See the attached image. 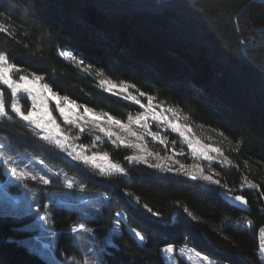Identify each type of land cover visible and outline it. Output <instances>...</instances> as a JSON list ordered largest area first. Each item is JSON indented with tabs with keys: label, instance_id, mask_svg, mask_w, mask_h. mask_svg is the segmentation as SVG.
<instances>
[{
	"label": "trees",
	"instance_id": "obj_1",
	"mask_svg": "<svg viewBox=\"0 0 264 264\" xmlns=\"http://www.w3.org/2000/svg\"><path fill=\"white\" fill-rule=\"evenodd\" d=\"M7 14L11 15L15 39L0 34V50L7 51L10 59L27 71L44 74L55 69L56 78L50 76L48 82L58 85L54 91L61 96L126 120L142 108L108 93L99 80L128 81L182 111L196 132L202 127L216 132L213 143L233 161L218 166L216 178L249 201V209L243 210L223 196L219 186L129 163L125 157L134 153L133 148L114 145L106 138L98 143V149L109 153L128 174L100 176L39 141L26 122L14 115L12 120L4 118L0 142L8 150L43 157L47 164L87 184L88 193L71 190L84 200L94 194H109L111 202L103 204L102 215L86 219L100 239L111 230L115 211L127 214L114 244L107 246L106 264H168L163 248L183 243L223 264H264L259 254L264 197L258 190L239 188L246 175L264 190V0H0V18ZM23 44L30 47L25 49ZM38 49L44 60L28 55ZM61 50L83 59L84 66L59 56ZM87 65H92L91 69ZM4 94L10 103L9 92ZM241 139L244 142L237 152ZM91 140L87 132L80 136L83 143ZM21 187L22 183L9 185L15 191ZM128 192L140 197V205L146 203L161 215L148 213ZM52 195L40 202L42 209L54 216L52 222H44L50 234L57 233L49 236L53 253L62 258V252L80 256L69 227L82 214L66 206L59 193ZM177 201L200 220L177 210ZM23 210L19 213L6 202L0 203V264H49L21 241L32 233L22 228L24 222L36 218V201L31 203V212ZM130 229L141 231L146 239L140 241ZM35 238L40 237L37 234Z\"/></svg>",
	"mask_w": 264,
	"mask_h": 264
},
{
	"label": "snow or ice",
	"instance_id": "obj_2",
	"mask_svg": "<svg viewBox=\"0 0 264 264\" xmlns=\"http://www.w3.org/2000/svg\"><path fill=\"white\" fill-rule=\"evenodd\" d=\"M3 7V6H2ZM51 31L50 29L48 30ZM0 34L15 39L13 32V25L11 24V15L7 14L0 18ZM30 35V33H29ZM17 43L21 41L17 40ZM25 49L30 47L29 44H23ZM40 49L34 52H30L28 55L37 60H44L45 57ZM58 55L64 58H68L76 62L79 66H84L85 61L78 59L71 51L61 50ZM92 65H87L88 69H91ZM103 75V73H98ZM55 79V69L51 73L38 74L37 71H27L23 66L18 65L10 59L9 53L4 50H0V121L4 118L8 120L13 119V115L19 120L26 122L27 125L33 129V136L38 138L39 141L44 142L46 146H51L54 149H58L60 152L65 153L73 161L80 165H83L85 169L91 168L95 170L100 176L111 178L114 175L128 174L126 169L121 163L115 162L111 159L107 152L91 151L95 144L78 145L75 143L78 136L73 137L66 133L61 127V124L57 122V118L53 115V110L57 111L59 116L67 125L75 126L79 129L80 133L85 131V125L92 123L99 131L104 133L114 145L125 144L126 141L122 138L119 132H114L113 127H116L130 136L135 137L138 143L129 144L130 147L135 148L136 154L125 157V160L129 163H143L151 168H154L161 172L173 173L176 175H182L190 178L191 181H204L210 185L219 186L222 190L221 194L227 197L233 202L234 206H242L247 208L249 201L245 195H234V190L227 184L222 183L221 179L216 178V175L206 174L204 167L197 163L191 167L186 166L176 158L177 156H183V152H176L175 147L171 149V155L160 156L159 153H153L146 147L145 135L151 136L154 139L160 141L165 145L167 149L168 141L166 137H162L159 133L152 132L149 126V119L160 122L172 131L179 133L183 137L187 146L191 149L193 158L199 156L201 159L209 162L217 160L219 165H232L233 161L224 155V150L214 144H204L199 138H193L191 126L188 124H181L179 121L178 113L171 107L166 106L164 102L159 101L158 96L152 95L149 91H142L141 88L135 83L128 81H120L119 83L110 79H101L99 84L108 93H112L117 96H121L123 99L132 101L136 105H139L143 111L138 112L135 116L129 114L127 116V122L117 119L109 113H96L94 109L89 108L87 105H79L76 101L71 100L69 96H61L58 92L54 91L58 85L48 82V78ZM5 90H7L13 99L11 102H7L5 99ZM21 94H26L21 96ZM20 99H30L31 107L25 110ZM146 101V102H145ZM51 102H54L52 104ZM171 114V117L169 116ZM107 123L108 127L104 124ZM133 125L142 127L144 134H139L133 129ZM219 135L224 137L225 133L219 131ZM113 137H115L113 139ZM227 139V137H225ZM100 136L96 137L99 141ZM243 140L237 142L236 151H239L240 145L243 144ZM175 143L174 141L172 142ZM214 154V155H213ZM154 159L156 163H150V160ZM0 161L4 166L3 173L9 175L11 178H15L16 181L23 183L25 188H28L27 181H34L37 184L53 185L54 180L59 181L64 187L70 190H75L80 193H88L91 190L88 185L83 182H78L75 177H69L66 172H54L51 167L47 166L46 159L40 156H29L25 160L17 161L12 155H9L5 151V146L0 144ZM34 161H38L40 165L45 166L47 169L44 171H34ZM178 165V166H177ZM239 167V165H235ZM43 172V174H41ZM52 173V176L49 175ZM61 176L63 179L61 180ZM240 189H255L258 190L260 195L264 197V190H261V185L249 180L245 175L243 182L239 185ZM31 191V189H30ZM43 191V190H41ZM71 198L72 194H66ZM127 195L135 200L137 205H140V197L135 196L133 193L128 192ZM33 196L37 197V216L45 223L53 221V213L42 209L41 202L38 194L34 191ZM105 201L111 202V197L108 193H99L96 203L93 204L88 200L80 198V204L90 205L91 215H102V212L97 207V204H103ZM148 213L153 216L159 217L161 213L154 212L148 204L140 205ZM69 207H76L75 204L69 205ZM177 210L187 213L193 220L199 221L200 218L196 217L187 206H182L179 201L176 202ZM44 211V215L40 216V211ZM28 211H31V204L28 205ZM264 212V208L261 209ZM87 215L81 217L80 221H77L74 226L69 227L70 233L74 235L75 240H80L85 234H88L90 239L95 240L97 233L94 229L89 228L85 222ZM225 220H230V217H225ZM127 222V214L123 210L114 212L112 219V232L113 234H119L121 232L122 223ZM239 225V221H235ZM247 226H252V221H247ZM140 241H144L146 236L137 229H130ZM264 231V229H261ZM52 236H56L55 231L51 232ZM112 244L111 240L101 242L98 247H93L88 250L92 256L99 254V261L102 264L103 256L107 254V245ZM115 247V245H113ZM187 245L179 248V255L184 256ZM260 248L264 250V241H261ZM164 253L169 254V260L171 264H175V260L172 259L173 254L176 253V247L173 244H167L162 250ZM199 255V253H197ZM191 259V257H188ZM202 261L207 264H212L208 256H203ZM56 264H89L88 253H84L81 260L78 262L75 256H66L64 261H57Z\"/></svg>",
	"mask_w": 264,
	"mask_h": 264
},
{
	"label": "rangeland",
	"instance_id": "obj_3",
	"mask_svg": "<svg viewBox=\"0 0 264 264\" xmlns=\"http://www.w3.org/2000/svg\"><path fill=\"white\" fill-rule=\"evenodd\" d=\"M23 95H26V94H21V96H23ZM12 99H13V97H12ZM20 103L24 109H29L31 107L30 99H20ZM51 103L54 104V102H51ZM166 106H168V105H166ZM171 107L178 113L179 121L181 124L190 125L187 122V116L182 111H180L179 109H177L173 106H171ZM94 111L96 113H102L100 111H96V110H94ZM142 111H143V109H142ZM56 113L53 110V115L56 116L57 122L61 124V127L65 130V132L70 134L73 137H76V136L79 137V139H77L75 141L76 144H78V145H89V146L95 144V147H92L91 151H97V152L103 153V151H100L98 149V143L102 142V140L104 138L108 139L109 141H111V140L104 133L100 132L99 128H97L92 123L85 125V131L84 132L91 134L92 140L90 142L83 143L80 141V136L82 133L79 132V129L75 126L65 124L62 120V117L59 116L57 111H56ZM133 116H135V115H133ZM169 116H170V118H172L171 114H169ZM117 119H120V118H117ZM120 120L127 122V119L126 120L120 119ZM148 123H149V126H150L152 132L159 133L162 137H166L167 141H168V145H167V149H166L165 145L160 143V141L154 139L151 136L145 135V141L147 142L146 147L149 151H151L153 153H159L160 156L164 157V156L171 155V149L173 147H175L176 152H183L184 153L183 156H177L176 157L180 161V163H182L186 166H189V167H191L193 164L199 163L204 167L206 174H213L214 173L216 175L218 173V166H226V165H219L217 160L209 162L207 160L201 159L199 156H197L196 158H193V155L191 153V149L187 146L183 137L180 136L179 133L172 131L170 128L166 127L165 125L161 124L158 121L152 120V119H149ZM104 126L108 127V124L105 123ZM133 129L135 131H137L139 134H144V129L142 127L133 125ZM191 129H192V133L194 134L193 138H199L204 144L217 145L216 143H213V139L216 138V136H218V135L212 129H210L208 127H202L201 132H196L192 126H191ZM112 130L114 132H119L120 136L122 138H124L126 141L125 145L138 143L136 138L130 136L128 133H126V132H124V131L116 128V127H113ZM97 136L101 137V139L99 141L96 140ZM114 138L115 137H113V139ZM173 141L175 142L174 144L172 143ZM0 144H2V142H0ZM5 151L7 154L12 155L15 159H17V161H20V160L26 161L27 157L31 156L30 154H26V153L18 152V151L17 152L19 154L13 153L11 150H8V148H6V147H5ZM133 151H134L133 154H136L137 150L135 148H133ZM224 155H225V153H224ZM33 163L35 165V167L33 169L34 171H40L41 169H43L44 171L47 170L45 168V166L40 165L38 161H34ZM150 163H156V161L154 159H152V160H150ZM47 166L51 167L54 172H61V173L64 172L61 169H58L53 165L47 164ZM3 168H4V166L2 164V161H0V176L3 175V177H2L3 179H0V203L6 202L7 204H9V206L15 208L17 212L20 213V211L22 209H24L22 212H24L26 214L31 212V211H28V205L31 204L32 201L37 200V197L33 196V192L35 191L38 194V197L40 200L43 199L44 196H49V195H52L55 193H59V195L62 199V202L64 204H66V206L69 207V205H72V204L76 205V207H70V208L79 210L82 214L81 217H84L85 215H87V218L97 216V215H91L90 205L80 204L79 203V200L81 198L80 194L73 192L71 190H67V189H65V190L42 189L41 187H39L41 184H37V182H34V181L27 182L28 188H25L23 186V187H21V189H18L16 191L12 190V189L10 190L9 185L16 184V183H22V182L16 181L15 178H11L9 175H5L3 173ZM41 174H43V172ZM49 175L52 176V173H49ZM62 179H63V176H61V180ZM22 185H23V183H22ZM52 186H63V185L59 181L54 180V183ZM30 189H31V191H30ZM41 190H43V191H41ZM67 193L72 194L71 198H69L66 195ZM95 193H99V192H95ZM89 195H91V194H89ZM97 196H98V194H94L93 196H90L89 198H87V200L90 201L91 203L95 204L96 200H97ZM51 197H54V195H52ZM103 204H97V207L100 209V211H102ZM34 215L36 216V218L33 217L31 220H28L27 222L23 223V225H25V228L23 227L22 229L30 231L32 233L24 235L21 238V241L23 243H26L30 247H32L34 250L39 252L41 255H43L49 261V264H56L57 261H64V258L66 257V252H62V255L64 256L63 258L59 254L53 253L52 245H51V242L49 240V236H51V234L44 227V221L40 220L38 218L37 214H34ZM40 216H42V214ZM82 222H85L87 224L86 220H84ZM242 222H244V220L241 221V223ZM87 226L89 228L94 229L91 225L87 224ZM261 229H264V227H262ZM37 234L40 237L39 240L37 238H35V235H37ZM115 235L116 234H113V232H112V228L104 240L100 239L98 237V235H97V238L95 240H92V239H90L88 234H85L84 237L80 240H75L74 235H73V241L77 245V247L79 248L80 256H78V255H71V256H75L77 261L79 262L83 256V254L88 253L89 264H100V261L98 259L99 254H97V256H92L91 253L88 252V250L90 248H93V247H98L101 244V242L106 241V240H111L112 244H114ZM259 239H260V244H261V241H264V231L260 230ZM185 244L187 245V248L185 250V255L180 256L179 255V248L185 246ZM175 247H176V253L173 254V257H172V259L175 260V264H207V262L202 261V257L208 256V255L202 253L193 245H190L189 243H183V244L175 246ZM197 253H199V255H197ZM164 254L167 258V263L171 264V261L169 260V254H167V253H164ZM259 254H260L261 259L264 261V250L259 248ZM189 256L191 257V259L188 258ZM208 258L212 262V264H223V263L218 262L216 259H214L210 256H208ZM102 264H106L104 260L102 261Z\"/></svg>",
	"mask_w": 264,
	"mask_h": 264
},
{
	"label": "water",
	"instance_id": "obj_4",
	"mask_svg": "<svg viewBox=\"0 0 264 264\" xmlns=\"http://www.w3.org/2000/svg\"><path fill=\"white\" fill-rule=\"evenodd\" d=\"M234 195H241V194H234ZM229 201H230V200H229ZM230 202L233 204L232 201H230ZM237 207H239V208H241V209H243V210H248V209H249V205H248L247 208H244V207H242V206H238V205H237Z\"/></svg>",
	"mask_w": 264,
	"mask_h": 264
}]
</instances>
